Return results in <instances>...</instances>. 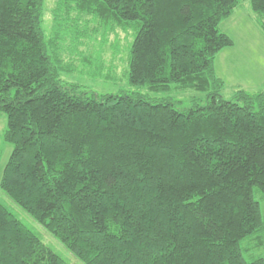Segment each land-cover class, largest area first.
<instances>
[{
  "label": "trees",
  "instance_id": "16d2710c",
  "mask_svg": "<svg viewBox=\"0 0 264 264\" xmlns=\"http://www.w3.org/2000/svg\"><path fill=\"white\" fill-rule=\"evenodd\" d=\"M241 1L56 0L47 32L45 0H0V114L12 146L0 187L81 262L264 264L248 243L264 246V91L227 100L215 72L235 43L220 24ZM250 4L264 30V0ZM129 26L132 86L192 88L207 102L179 109L62 78L89 58L84 39L104 43ZM0 264L72 263L0 199Z\"/></svg>",
  "mask_w": 264,
  "mask_h": 264
},
{
  "label": "rangeland",
  "instance_id": "374dc122",
  "mask_svg": "<svg viewBox=\"0 0 264 264\" xmlns=\"http://www.w3.org/2000/svg\"><path fill=\"white\" fill-rule=\"evenodd\" d=\"M45 29L47 32L52 27L53 13L56 0H45ZM223 32L229 34L235 43L233 46L221 50L215 60V72L224 80L222 95L227 100H235L237 91L243 89L247 92L264 91V30L259 27L255 20L250 0H242L234 12L220 24ZM137 35L136 28L129 26L121 28L109 35L103 43L101 36L84 39L82 52L88 54L89 58L74 59L69 69L63 70L61 76L67 82H76L81 89L98 94L105 93H142L145 96L166 98L175 103L179 109L193 107L197 103L207 102L206 93L192 88L156 94L150 92L146 86L136 88L130 84V47ZM118 46V51L114 44ZM85 54V55H86ZM101 56V57H100ZM69 62L70 60H65ZM137 91V92H136ZM6 114H0V176L2 168L11 155L12 146L4 140V133L7 130ZM260 198V197H259ZM0 199L23 219V221L45 241L53 251H57L66 261L72 264H85L77 259L71 251L50 233L43 225L12 199L5 195L0 187ZM261 206L264 216V200ZM261 240L264 241V232H259ZM253 238V237H252ZM249 238L248 243L253 245L254 254H264V246H255L253 239Z\"/></svg>",
  "mask_w": 264,
  "mask_h": 264
},
{
  "label": "crops",
  "instance_id": "0c3cea01",
  "mask_svg": "<svg viewBox=\"0 0 264 264\" xmlns=\"http://www.w3.org/2000/svg\"><path fill=\"white\" fill-rule=\"evenodd\" d=\"M230 47H231V46H230ZM2 170H4V167L2 168ZM2 172H3V171H2ZM2 175H3V174H2ZM1 177H2V176H0V180H1Z\"/></svg>",
  "mask_w": 264,
  "mask_h": 264
}]
</instances>
